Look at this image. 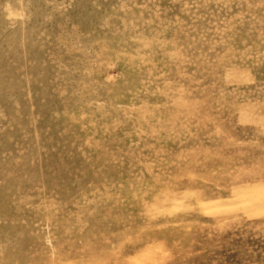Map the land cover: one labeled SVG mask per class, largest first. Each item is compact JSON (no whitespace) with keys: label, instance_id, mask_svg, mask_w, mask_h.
<instances>
[{"label":"rangeland","instance_id":"1","mask_svg":"<svg viewBox=\"0 0 264 264\" xmlns=\"http://www.w3.org/2000/svg\"><path fill=\"white\" fill-rule=\"evenodd\" d=\"M0 264H264V0H0Z\"/></svg>","mask_w":264,"mask_h":264}]
</instances>
